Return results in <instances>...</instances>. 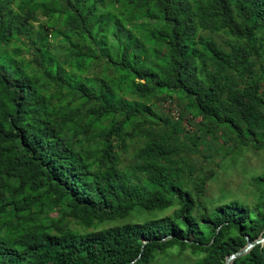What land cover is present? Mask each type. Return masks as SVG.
Segmentation results:
<instances>
[{
  "label": "trees",
  "instance_id": "16d2710c",
  "mask_svg": "<svg viewBox=\"0 0 264 264\" xmlns=\"http://www.w3.org/2000/svg\"><path fill=\"white\" fill-rule=\"evenodd\" d=\"M250 151L264 0H0V264H225L264 236V166L211 198L210 165Z\"/></svg>",
  "mask_w": 264,
  "mask_h": 264
},
{
  "label": "rangeland",
  "instance_id": "374dc122",
  "mask_svg": "<svg viewBox=\"0 0 264 264\" xmlns=\"http://www.w3.org/2000/svg\"><path fill=\"white\" fill-rule=\"evenodd\" d=\"M40 20L44 21V18L40 16ZM176 98L173 96L170 99L169 106L164 107L162 110L174 118L178 117L177 110V102ZM183 125L187 129H191L190 126L186 125L183 122ZM221 163V162H220ZM126 166L128 163H124ZM264 166V154L263 153H253L247 152L242 157H237L236 162L232 165L227 164L219 165V167H215L213 164L210 165L211 168L216 170V179L217 181H212L209 185V190L207 192L208 197H217L220 190H227L228 192H240L242 188H244L249 181L250 176L254 171L259 172ZM171 210L166 211L161 216H169L171 214ZM180 264V263H179Z\"/></svg>",
  "mask_w": 264,
  "mask_h": 264
},
{
  "label": "water",
  "instance_id": "95a60500",
  "mask_svg": "<svg viewBox=\"0 0 264 264\" xmlns=\"http://www.w3.org/2000/svg\"><path fill=\"white\" fill-rule=\"evenodd\" d=\"M263 241H264V236L261 238H257L252 242H249L246 238V242H245V245L243 246V248L238 250L235 253L228 255L225 259V264H233L235 260H237L238 258H241V257L245 256L246 254H248L251 251V249L254 247V245L259 244ZM145 242H147V241H145Z\"/></svg>",
  "mask_w": 264,
  "mask_h": 264
}]
</instances>
